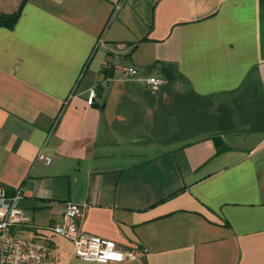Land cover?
<instances>
[{
	"label": "crops",
	"instance_id": "crops-1",
	"mask_svg": "<svg viewBox=\"0 0 264 264\" xmlns=\"http://www.w3.org/2000/svg\"><path fill=\"white\" fill-rule=\"evenodd\" d=\"M0 183L35 227L86 202L84 230L141 250L45 234L56 264H264V0H26L0 25Z\"/></svg>",
	"mask_w": 264,
	"mask_h": 264
},
{
	"label": "built area",
	"instance_id": "built-area-1",
	"mask_svg": "<svg viewBox=\"0 0 264 264\" xmlns=\"http://www.w3.org/2000/svg\"><path fill=\"white\" fill-rule=\"evenodd\" d=\"M119 6L116 4V8ZM125 43H118L119 49L125 48ZM128 75L135 73L133 66H126ZM145 81L152 88H157L165 82L161 76L151 75ZM95 92L91 90L87 102L92 103ZM36 160L45 163L51 161V156L40 148ZM22 188L10 191L0 183V264H56L57 254L50 243L51 234H58L70 240L76 257L96 262H123L136 258L141 250L134 246L122 247L108 237L90 233L84 230L79 220L84 213L86 202L68 200L60 220L40 228L31 223L30 215L19 205ZM22 229L34 230V236L26 237ZM47 234V235H45Z\"/></svg>",
	"mask_w": 264,
	"mask_h": 264
},
{
	"label": "trees",
	"instance_id": "trees-1",
	"mask_svg": "<svg viewBox=\"0 0 264 264\" xmlns=\"http://www.w3.org/2000/svg\"><path fill=\"white\" fill-rule=\"evenodd\" d=\"M25 1L26 0H21V3L18 6V8L12 13L0 12V25H4V26L10 27V28L13 27L16 20L18 19V16L20 15L22 6H23ZM103 71H104V74L106 76L109 75V69H104ZM214 143H215L216 148H217L216 151H221V150L227 148L226 145L222 144L221 138H219V137L214 138Z\"/></svg>",
	"mask_w": 264,
	"mask_h": 264
}]
</instances>
